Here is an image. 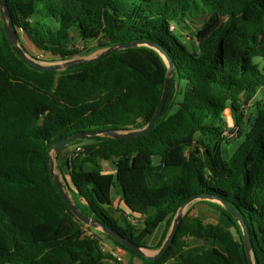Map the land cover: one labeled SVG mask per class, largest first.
Here are the masks:
<instances>
[{
	"label": "trees",
	"instance_id": "16d2710c",
	"mask_svg": "<svg viewBox=\"0 0 264 264\" xmlns=\"http://www.w3.org/2000/svg\"><path fill=\"white\" fill-rule=\"evenodd\" d=\"M6 1L26 50L21 33L36 51L61 60L148 40L174 62L151 131L71 142L90 140L67 161L78 209L138 245L158 249L188 200L217 197L244 220L254 264H264V72L254 62L264 58V0ZM75 37L82 49L74 46ZM167 72L162 55L146 45L42 70L21 57L1 14L0 264H126L102 248V236L128 252L127 264H250L242 227L219 202L200 200L229 226L187 211L167 250L149 259L99 229L88 227L98 231L96 238L84 235L86 224L51 174L58 141L145 127L161 102ZM249 104L256 113L245 120ZM229 108L243 140L227 158ZM102 160L114 171H105ZM114 189L128 209L116 216L109 210ZM160 226V241L149 247L148 237Z\"/></svg>",
	"mask_w": 264,
	"mask_h": 264
},
{
	"label": "water",
	"instance_id": "95a60500",
	"mask_svg": "<svg viewBox=\"0 0 264 264\" xmlns=\"http://www.w3.org/2000/svg\"><path fill=\"white\" fill-rule=\"evenodd\" d=\"M0 9H1V14H2L4 20L7 22V31L10 35L11 41L14 44V46L17 48L21 57L24 60H26L28 63H30L31 65L36 66L42 70H46V71H48V70H51V71L63 70L65 68H67L68 66H75V65L82 64V63L97 60V59L102 58L103 56H105L107 54H110V53L117 51V50H120V49H125V48H130V47H135V46H142V45H146V46H149V47L157 50L162 55V57L165 59V61L167 63L168 72H167V77H166V81H165V86H164V91L162 94L161 102H160L154 116L152 117V119L149 121V123L145 127L141 128V129H132V130H127V131H96V132L77 133V134H73V135H71L65 139H62L55 144L54 148L52 149V152L54 151V156H53L52 152L50 155L51 156L50 171L56 180V183L58 185L60 193L62 194L63 198L65 199V201L68 204L72 213L80 221H82L86 225L103 231L104 233L110 235L111 237L116 239L118 242H120L124 246L128 247L129 249H132V250L138 252L139 254H141L142 256H144L146 258L155 259V258L162 256L163 253L167 250V248L171 244V242H172L173 238L175 237L177 230H178V228H179V226L183 220V217L186 213L185 208L192 201L197 200V199H200V200L201 199H208V200L216 201V202H219L222 205H224L226 207V209L240 223L242 230H243V239H244L245 249H246V252L248 254L249 262H250V264H254L253 257H252V242L250 239L249 230L247 228L246 223L244 222V220L241 218L239 213L233 207L228 206L226 204V202L220 198L212 197L210 195L200 194V195H197V196L191 198L190 200H188L184 204V206L180 209V211L176 214V217L173 221V224H172L162 246L160 248H158L157 250L150 252V251H148L150 248L138 245L137 243H135L134 241L130 240L129 238H126L125 236L121 235L119 232L115 231L114 229L109 228V227L101 224L98 219L91 217V216H86L85 214H83L78 209V207L74 203L72 197L70 196V194L68 192V188H67L64 180L62 178H60V176L55 172V159L58 157L59 152L64 147L69 145L72 141H74L75 139H78L81 137L93 136V135H107V136L113 137V138L133 137V136H137V135H143V134H145V133H147L153 129L155 124L158 122L160 115H161V112L163 110V106L165 104V101H166V98L168 95L171 73H172V70L174 68V62L170 58L168 53L165 52L164 48L161 45H159L157 43H151L148 40H137L134 42H126V43L115 45V46H112L109 48L102 49L97 54H94V55H91V56H88L85 58L75 59V60H63V62L56 63V64H46V63H42V62L38 61L33 56H31L27 52V50L21 45L19 35H18L16 27L13 23V20H12L11 14H10V10H9V6H8V3L6 0H0Z\"/></svg>",
	"mask_w": 264,
	"mask_h": 264
},
{
	"label": "rangeland",
	"instance_id": "374dc122",
	"mask_svg": "<svg viewBox=\"0 0 264 264\" xmlns=\"http://www.w3.org/2000/svg\"><path fill=\"white\" fill-rule=\"evenodd\" d=\"M0 16H1V14H0ZM198 23H201V20H199ZM21 40H22L23 45L30 52V53L29 52L28 53L31 56L35 55L37 58H39L38 61H40L42 63H46V64H56V63L63 62V60H61L57 56H53L51 54H43L42 52H40L38 50L36 51L34 46H33V43L31 42V40L29 39V37L26 34L21 33ZM73 44H74V46L78 47L79 49H82L83 42L78 37H75V40H74ZM100 50H102V49H100ZM100 50H96L95 52H93V53H91L89 55H76L72 59H68V60H75V59L85 58V57L97 54ZM254 62L258 63L259 67H260V71L264 72V58L255 57L254 58ZM184 84L185 83H183V85ZM259 97H261V96L259 95L257 98H259ZM244 109H245V113H246L245 120H247L251 116V114H253V113L255 114L256 113V109H255V107H253V104L246 105L244 107ZM225 114H226V118H227V127H226V131H227L226 135L227 136H225V137H227V138H226V141H225V144H224V150H225V156L228 158L234 152V150L237 148V146L241 143V141L243 140V136H239V133H238L239 126L237 125V121H236L235 115L232 112V110L226 109ZM88 142H90V140L89 139H85L84 141H82L80 143L81 144H86ZM76 145H78V143H75V144H71L70 143L69 145H67L68 146L67 148H65L64 150L60 151L61 153L59 152L60 159L59 158L55 159V172L60 176V178H63V177L61 175V171H60L61 167H59L61 165L59 164V162L61 160H64L65 161L64 163L67 164V161L68 162L71 161L73 159L72 156H71V152H72L73 148ZM52 154L54 156V151L52 152ZM61 164H62V166L65 169H67L63 163H61ZM104 164H105V170H107V171H111L112 170L111 169L112 167H111L110 163H104ZM66 178H67L69 184L72 186V183H71V180H70V175H69V167L67 169ZM116 188H118V187H116ZM68 192H69V190H68ZM69 194H70V196H72L70 192H69ZM113 197H114L113 198V204L117 205V206L116 207L112 206V207L109 208V210L114 215V213L117 214L118 208H119V211H120V210H122L124 205L121 203L120 194H118L116 192V189H114V191H113ZM187 211H190L191 215H197V216L201 217L203 220H205L207 222H216L217 220H220V221H223V223L227 224L228 226L230 225L226 218H224V217H222L220 215H217L211 208H209L206 204L201 202L200 199L192 201L185 208V212H187ZM138 226H139V224H138ZM163 229H164V227L160 226L152 235H150L148 237L147 245L149 247H154V246H156L158 244V242L161 239ZM103 238L105 239V241L108 244V245L106 244L107 248L109 246H113L114 245V243L110 239H108L106 237H103ZM155 250H157V249H149L148 251L153 252Z\"/></svg>",
	"mask_w": 264,
	"mask_h": 264
},
{
	"label": "crops",
	"instance_id": "0c3cea01",
	"mask_svg": "<svg viewBox=\"0 0 264 264\" xmlns=\"http://www.w3.org/2000/svg\"><path fill=\"white\" fill-rule=\"evenodd\" d=\"M230 109V108H229ZM228 109V110H229ZM231 110V109H230ZM60 159V158H59ZM65 161L64 160H61L60 162H59V164L61 165V166H59V167H61L60 168V171H61V175H62V179L64 180V182H65V179H66V181H67V183H66V186H67V188H68V190H69V192L71 193V195L72 194H74V193H72V189H73V187L69 184V182H68V180H67V178H66V174H67V169H68V167H67V164L66 163H64ZM61 163H63L64 165H65V167L67 168V169H65L63 166H62V164ZM101 163L103 164V167H104V170H105V164L104 163H110V165H111V171H107V170H105V171H107V172H113L114 171V165L111 163V162H107V161H101ZM72 197V196H71ZM121 199V198H120ZM121 203L123 204V201L121 200ZM124 205V204H123ZM113 206H117V205H114L113 204ZM117 210V209H116ZM128 211V209L124 206L123 208H122V210H120V211ZM120 211H119V208H118V210H117V214L116 213H114V215L116 216V215H118L119 213H120ZM119 212V213H118ZM123 214L124 213H122L121 214V216H123ZM102 238H103V236H102ZM103 242H104V244H105V248H106V250L107 251H109V252H111L112 254H114L115 256H117V257H119L122 261H124L126 264L129 262V260H130V256H129V254H128V252L127 251H125V250H123L122 248H120V247H118V246H116L115 244L113 245V246H109L108 248L106 247V244H107V242L105 241V239L103 238ZM108 245V244H107ZM151 249V248H150ZM136 264H141L140 262H136Z\"/></svg>",
	"mask_w": 264,
	"mask_h": 264
},
{
	"label": "built area",
	"instance_id": "2783aa9c",
	"mask_svg": "<svg viewBox=\"0 0 264 264\" xmlns=\"http://www.w3.org/2000/svg\"><path fill=\"white\" fill-rule=\"evenodd\" d=\"M172 28H174V26H172ZM225 116H226V114H225ZM226 134H227V131L225 130V132H224V136H227ZM83 151H84V148H83L82 144H78V145H76V146L73 148L72 152H71V156H72V158L78 156V155H79L81 152H83ZM128 219H129L132 223H134V224H138V223H139V220L135 219L134 216H129ZM88 227H89L88 225H86V226L84 227V235H86V236H90V237H92V238H96V237L98 236V235H97V232L94 231V230H91V229L88 228ZM100 244H101L102 248H103L104 250H106V248H105V244H104L103 240L100 242Z\"/></svg>",
	"mask_w": 264,
	"mask_h": 264
}]
</instances>
